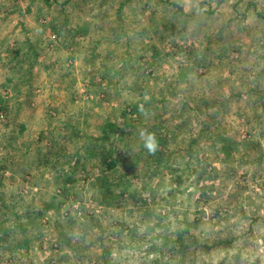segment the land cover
I'll use <instances>...</instances> for the list:
<instances>
[{
  "label": "rangeland",
  "instance_id": "374dc122",
  "mask_svg": "<svg viewBox=\"0 0 264 264\" xmlns=\"http://www.w3.org/2000/svg\"><path fill=\"white\" fill-rule=\"evenodd\" d=\"M257 5L0 0V264H264Z\"/></svg>",
  "mask_w": 264,
  "mask_h": 264
},
{
  "label": "clouds",
  "instance_id": "9594fccd",
  "mask_svg": "<svg viewBox=\"0 0 264 264\" xmlns=\"http://www.w3.org/2000/svg\"><path fill=\"white\" fill-rule=\"evenodd\" d=\"M141 106V111H142ZM140 139L143 141V147L149 154H153L158 149V141L154 133L147 131L146 129L139 130Z\"/></svg>",
  "mask_w": 264,
  "mask_h": 264
},
{
  "label": "crops",
  "instance_id": "0c3cea01",
  "mask_svg": "<svg viewBox=\"0 0 264 264\" xmlns=\"http://www.w3.org/2000/svg\"><path fill=\"white\" fill-rule=\"evenodd\" d=\"M250 2V1H249ZM248 2V3H249ZM247 3V4H248ZM249 5V4H248ZM258 6V11H256V14H255V11H254V8H252L251 6H249V7H247V9H246V13H248V17L250 18V16H251V14H252V16L254 17V18H259V20L260 19H262L259 15H262L263 13H264V7L263 8H261L260 9V5H257ZM258 15V16H257Z\"/></svg>",
  "mask_w": 264,
  "mask_h": 264
}]
</instances>
